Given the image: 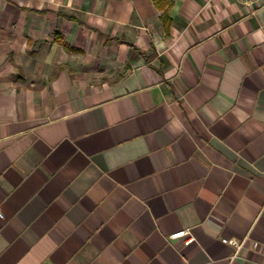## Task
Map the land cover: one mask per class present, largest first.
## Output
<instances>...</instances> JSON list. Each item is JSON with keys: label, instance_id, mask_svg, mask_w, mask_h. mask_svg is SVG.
<instances>
[{"label": "crops", "instance_id": "1", "mask_svg": "<svg viewBox=\"0 0 264 264\" xmlns=\"http://www.w3.org/2000/svg\"><path fill=\"white\" fill-rule=\"evenodd\" d=\"M0 211V264L264 263V0H0Z\"/></svg>", "mask_w": 264, "mask_h": 264}, {"label": "rangeland", "instance_id": "2", "mask_svg": "<svg viewBox=\"0 0 264 264\" xmlns=\"http://www.w3.org/2000/svg\"><path fill=\"white\" fill-rule=\"evenodd\" d=\"M51 40L52 39H50V40H41L40 46L42 47V49H40V50H33L37 46L33 45L32 43H29L26 46L27 47L26 50H25L26 58H28L29 61H32V64H33L34 58L30 57L29 53H31V55L34 54V53L39 55V58H38L39 62L37 64L36 68H35V69H37V73H35V76H37V77L29 76L28 78L30 80L27 83L30 84V81H32L34 79L35 84L43 85L45 81L41 80L42 77H43L42 75L47 74L48 76H46V77H49L51 75V73L54 72V70L56 68V64L54 63V61H55L56 58L58 60V57L60 55L58 54V49L51 44L52 43ZM24 68H21L19 70L16 69L15 73H18L22 77H25L26 73H30L31 72L30 70L32 68V65H30L28 67L26 66Z\"/></svg>", "mask_w": 264, "mask_h": 264}, {"label": "built area", "instance_id": "3", "mask_svg": "<svg viewBox=\"0 0 264 264\" xmlns=\"http://www.w3.org/2000/svg\"><path fill=\"white\" fill-rule=\"evenodd\" d=\"M234 1L236 3H239L241 5H244L246 7H251L253 4H256V2L258 0H234ZM2 218H3V215H2V213L0 211V219H2ZM187 234H188V232L186 230L185 231L183 230V231H180V232H177V233H174V234L170 235L169 236V239L170 240H175V239L184 237ZM190 242L191 241H187V243H190ZM222 242L225 243V244H229V245L235 247L236 249H240L244 245V243H245L243 241L239 242V241H236V240H231V239H226V238H223L222 239ZM253 247L256 248L257 247V244L254 243L253 244ZM257 264H264V263L263 262H259Z\"/></svg>", "mask_w": 264, "mask_h": 264}, {"label": "trees", "instance_id": "4", "mask_svg": "<svg viewBox=\"0 0 264 264\" xmlns=\"http://www.w3.org/2000/svg\"><path fill=\"white\" fill-rule=\"evenodd\" d=\"M164 20H165V18H164ZM165 22V24L167 25V21H164Z\"/></svg>", "mask_w": 264, "mask_h": 264}]
</instances>
